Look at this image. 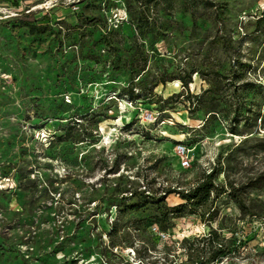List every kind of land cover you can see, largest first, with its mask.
Here are the masks:
<instances>
[{"label": "rangeland", "instance_id": "rangeland-1", "mask_svg": "<svg viewBox=\"0 0 264 264\" xmlns=\"http://www.w3.org/2000/svg\"><path fill=\"white\" fill-rule=\"evenodd\" d=\"M259 11L0 0V264H264Z\"/></svg>", "mask_w": 264, "mask_h": 264}, {"label": "trees", "instance_id": "trees-1", "mask_svg": "<svg viewBox=\"0 0 264 264\" xmlns=\"http://www.w3.org/2000/svg\"><path fill=\"white\" fill-rule=\"evenodd\" d=\"M259 13H260V16L259 17H257V19L256 20H258L259 18H262L263 16H264V11H259ZM262 13V14H261ZM179 79H180V81L182 82V85H184V87H185V85L187 84L186 83V81L184 80V79H182V77H179ZM164 81L165 80H162L161 82L162 83H164ZM188 81H190V80H188ZM130 94H133V91H132V89H129V91H128ZM214 186H213V183L211 182V179L209 178V179H207V180H203V181H201L200 183H198V185L194 188V189H192V192L191 193H182V198L183 199H190V198H192V196L193 197H198L199 195H201V194H203L202 195V199H205L206 197H207V195H208V193H209V191L213 188Z\"/></svg>", "mask_w": 264, "mask_h": 264}, {"label": "built area", "instance_id": "built-area-1", "mask_svg": "<svg viewBox=\"0 0 264 264\" xmlns=\"http://www.w3.org/2000/svg\"><path fill=\"white\" fill-rule=\"evenodd\" d=\"M176 153L180 158V166L182 168H187L190 166L191 159L193 158V149L190 148L189 145L183 144L182 142H178L175 147ZM251 221L258 220L259 222L264 221V217H255L252 216ZM121 220V219H120Z\"/></svg>", "mask_w": 264, "mask_h": 264}]
</instances>
